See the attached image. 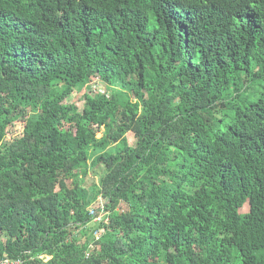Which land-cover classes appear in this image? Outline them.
<instances>
[{
  "label": "trees",
  "instance_id": "obj_1",
  "mask_svg": "<svg viewBox=\"0 0 264 264\" xmlns=\"http://www.w3.org/2000/svg\"><path fill=\"white\" fill-rule=\"evenodd\" d=\"M6 257L264 264V0H0Z\"/></svg>",
  "mask_w": 264,
  "mask_h": 264
},
{
  "label": "rangeland",
  "instance_id": "obj_2",
  "mask_svg": "<svg viewBox=\"0 0 264 264\" xmlns=\"http://www.w3.org/2000/svg\"><path fill=\"white\" fill-rule=\"evenodd\" d=\"M80 87H78L74 91L69 101L76 103L81 110L84 108L87 102L88 95L92 97H97L102 93H112V89L107 85V83L101 80H96L93 81L92 83L82 86L81 88ZM24 124H25L24 120H18L14 125L10 126L8 130L7 140L11 141L15 138L20 137L24 130ZM103 133H104V127L98 130V137H102ZM128 137L131 143L135 141L134 134L129 133ZM104 202H105L104 198H100V200H97L96 203L93 204L91 210H95L99 206H102ZM105 217H106L105 215L99 216L98 218H96V220L93 223L90 224L89 226L91 229L90 233L94 232L96 226L99 225L101 220L105 219ZM82 240L86 241V238L83 237Z\"/></svg>",
  "mask_w": 264,
  "mask_h": 264
},
{
  "label": "built area",
  "instance_id": "obj_3",
  "mask_svg": "<svg viewBox=\"0 0 264 264\" xmlns=\"http://www.w3.org/2000/svg\"><path fill=\"white\" fill-rule=\"evenodd\" d=\"M0 264H24L23 259H11L6 257L5 259L0 260Z\"/></svg>",
  "mask_w": 264,
  "mask_h": 264
}]
</instances>
